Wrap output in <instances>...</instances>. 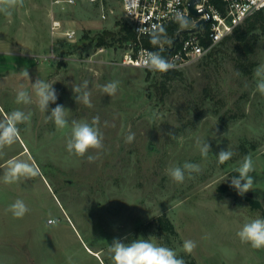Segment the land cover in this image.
I'll return each instance as SVG.
<instances>
[{
  "label": "rangeland",
  "instance_id": "1",
  "mask_svg": "<svg viewBox=\"0 0 264 264\" xmlns=\"http://www.w3.org/2000/svg\"><path fill=\"white\" fill-rule=\"evenodd\" d=\"M104 6L115 10L106 20L102 6L88 0H23L0 11V122L15 110L31 113L17 124L15 142L0 149V264H115L113 240L137 238L172 248L185 264H264V249L237 236L246 222L264 218V95L254 75L264 66V31H255L253 52L231 37L166 82L159 70L122 64L126 45L98 53L101 35L117 34L123 21L119 0ZM54 21H60L56 30ZM72 29L77 33L70 38L65 32ZM37 79L57 93L46 112L32 88ZM85 81L91 107L73 91ZM110 82H118L112 96L102 90ZM20 90L31 103H16ZM57 104L66 109L64 129L49 119ZM94 117L104 147L91 150L89 162L70 154L66 142L71 121ZM197 141L210 144L206 158ZM226 149L234 156L221 165L216 155ZM245 155L255 169L252 190L220 192ZM12 159L31 163L36 176L5 184ZM185 162L200 172H186L176 183L167 170ZM249 197L262 208L253 209ZM17 199L29 209L23 218L9 210ZM159 216L170 219L176 234L159 227ZM185 240L196 244L191 254L183 250Z\"/></svg>",
  "mask_w": 264,
  "mask_h": 264
},
{
  "label": "clouds",
  "instance_id": "2",
  "mask_svg": "<svg viewBox=\"0 0 264 264\" xmlns=\"http://www.w3.org/2000/svg\"><path fill=\"white\" fill-rule=\"evenodd\" d=\"M23 4V0H0V11L7 12L9 9ZM146 64L150 68L167 71L171 65L165 61L158 53H149ZM29 79V73H23ZM255 77L257 78V91L264 95V66L256 68ZM52 83L45 82L37 79L32 84V88L37 97L39 108L46 112L50 103L55 104L58 97L56 90L53 88ZM118 87V82H110L103 86V91L106 95H115ZM87 89V81L83 86H78L73 89L76 93H81L76 97L77 101H81L84 105L91 107L90 93ZM16 103H31V98L27 91L20 90L16 96ZM66 109L57 104L51 110L49 119L54 121L58 129H64L68 126L69 122L65 116ZM31 113H25L20 110L13 111L6 121L0 122V149L4 146L11 145L15 142L18 136L17 124L26 123L30 121ZM107 124V122H105ZM99 117H94L91 123L71 121V131L67 138L66 147L70 154L78 157H85L89 162H93L95 157L88 155L91 150L99 151L103 149V133L99 127ZM135 139L134 133H129L126 137V142L131 143ZM200 153L203 157H207L211 152L210 144L206 142L197 141ZM218 163L223 165L232 159L234 153L228 149L221 150L217 155ZM253 160L251 155H245L242 164L234 171L238 173L232 176L230 186L234 188L237 193L243 196L245 193L252 190L254 183L253 177L250 175L254 172ZM191 174L200 172L198 164L185 162L183 166H172L167 170L169 177L176 183H183L185 180V173ZM37 171L34 166L25 160L12 159L7 163V170L4 172L3 180L5 184L15 183L22 178L28 179L36 176ZM9 210L15 218H23L29 211L27 205L17 199ZM51 226H56L58 221L50 219L47 222ZM241 243L250 244L253 249H264V218H256L246 222L242 228L237 232ZM196 248V244L192 240H185L183 242V250L187 254H191ZM109 250L113 253V260L115 264H185L183 258L179 257L177 252L172 248L164 245L156 244L147 238H137L131 240L129 243H124L120 239H114Z\"/></svg>",
  "mask_w": 264,
  "mask_h": 264
},
{
  "label": "built area",
  "instance_id": "3",
  "mask_svg": "<svg viewBox=\"0 0 264 264\" xmlns=\"http://www.w3.org/2000/svg\"><path fill=\"white\" fill-rule=\"evenodd\" d=\"M74 4L77 0H57ZM102 6L101 18L109 19L115 13L114 9H105L107 0H88ZM122 9V20L128 23L135 33V39L126 46L121 63L133 67L153 69L145 63L149 53H158L153 48L146 47L144 40L148 37L163 33L168 27L180 21L191 20L188 27H181L179 40L174 43L176 36L169 43L160 42V48L167 51L165 61L169 69H181L197 60L202 59L211 50L221 43L227 36L254 13L264 10V0H202L196 5L199 10L207 12L197 18L189 10V0H119ZM201 18L208 19L206 25L195 32H184L185 29L194 28ZM60 21L53 22V29H58ZM76 30H67L66 36L73 38ZM183 33H186L183 35ZM120 46H112V51L117 53ZM105 45L98 48V53L105 52ZM160 55V54H159Z\"/></svg>",
  "mask_w": 264,
  "mask_h": 264
},
{
  "label": "trees",
  "instance_id": "4",
  "mask_svg": "<svg viewBox=\"0 0 264 264\" xmlns=\"http://www.w3.org/2000/svg\"><path fill=\"white\" fill-rule=\"evenodd\" d=\"M215 2L219 4L218 1L215 0ZM191 20L192 19L190 18L187 21H180L179 23L168 27L166 30H164L163 33L146 38L144 40V45L146 47L157 50L160 56L165 60L167 56V51L160 48V42L165 41L169 43L170 40H172L176 36L178 30L181 27H188L191 24ZM118 23L120 25V28L117 34L105 32V35H101V37L99 38L97 46H103V45L115 46L118 43L121 45H127L129 42L135 39L134 30L128 23L124 21H119ZM257 29H261L262 31H264V10L258 11L254 13L252 16L248 17L242 24H240L234 30V32L231 35L227 36L222 42L235 36L239 41V43L246 47V53L249 54L254 51L256 41L259 37V35L255 32ZM108 34L109 37H111L110 40L107 39ZM185 34L186 33H183V35ZM147 70L151 72V69H147ZM178 73L179 71L177 69H168L167 71L162 72V77L166 82H169L171 80L176 79ZM232 175L236 176L238 175V173L233 171ZM218 189L220 192H230L235 190L230 186V183L222 184L219 186ZM248 199L253 209L262 208V204L259 200L252 199L250 197ZM156 221L158 222L159 227L162 230H165L172 234H176L175 226L168 217L159 216Z\"/></svg>",
  "mask_w": 264,
  "mask_h": 264
},
{
  "label": "water",
  "instance_id": "5",
  "mask_svg": "<svg viewBox=\"0 0 264 264\" xmlns=\"http://www.w3.org/2000/svg\"><path fill=\"white\" fill-rule=\"evenodd\" d=\"M202 0H189V10L191 12V14H193L195 17L199 18L201 17L202 15H204V13L207 12L206 9L204 10H199L198 8H196V5L201 3ZM208 19H204V18H201L197 21L196 25L194 28H191V29H185L183 30L184 32H195V31H199L201 29V25H206L208 23ZM180 38V33L177 34V36L175 37L174 39V43H176Z\"/></svg>",
  "mask_w": 264,
  "mask_h": 264
},
{
  "label": "bare ground",
  "instance_id": "6",
  "mask_svg": "<svg viewBox=\"0 0 264 264\" xmlns=\"http://www.w3.org/2000/svg\"><path fill=\"white\" fill-rule=\"evenodd\" d=\"M96 255V254H95Z\"/></svg>",
  "mask_w": 264,
  "mask_h": 264
}]
</instances>
